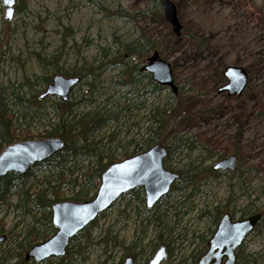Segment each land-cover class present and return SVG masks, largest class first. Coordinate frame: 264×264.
<instances>
[{
	"label": "rangeland",
	"instance_id": "374dc122",
	"mask_svg": "<svg viewBox=\"0 0 264 264\" xmlns=\"http://www.w3.org/2000/svg\"><path fill=\"white\" fill-rule=\"evenodd\" d=\"M171 1L178 8L183 27L179 37L166 22L162 8L163 19L159 16L131 18L132 14L151 9V0H17L11 22L5 20L0 1V87L33 82L44 73L41 66L45 62L58 61L60 68L71 71L91 63L98 65L102 60L101 47L117 49L120 43L141 37L169 40L162 58L172 65L178 88L207 94L188 106L185 137L202 152L205 166L214 165L219 161L218 156L235 153L243 164V189L237 186L239 176L234 172L224 173L218 180L202 183L196 192L185 195L175 192L167 205L150 213L145 212V206L136 197L126 195L95 222L90 236L81 242L79 254L69 255L63 262L52 259L42 264H120L127 252L135 254L143 248L137 260L142 263L152 259L163 241L170 243L169 258L164 264H189L190 255L201 247L200 237L213 228L205 209L222 203L232 187L233 198L239 199L232 206L237 218L247 206L261 207L264 201L261 190L264 189V68L249 75L242 97L218 95V89L227 83L223 75H218V70L224 73L227 67L247 69L255 65L264 55V31L248 21L237 0ZM249 3L264 21V0H249ZM186 29L205 38L208 48L196 52L185 35ZM119 71L108 69L98 78L100 99L125 95L126 89L116 85ZM36 89L41 95L46 88ZM171 92L166 88L159 95L147 92L140 97L134 121H122L115 126L117 136L121 134L117 143L125 145L127 137L140 133L147 111L164 103ZM57 100L51 99L46 107ZM47 126V119L40 120L30 132L38 136ZM113 130L110 127L102 133L108 135ZM187 153L185 150L183 154ZM122 154L121 149L115 153L118 160ZM183 154L174 158V169L179 162L187 163ZM81 163L79 160L75 165ZM41 177L42 173L34 170L29 181L34 183ZM254 200L256 203L252 204ZM17 202L18 197L11 194L0 210L3 225L0 237L6 238L0 249L12 254L21 241V233L25 232L22 223L19 224V213L13 208ZM164 212L166 215L162 216ZM158 218L172 231L171 235L163 233V227L158 226L160 222L151 223ZM240 258L243 264L254 259H263L264 264V226L248 239Z\"/></svg>",
	"mask_w": 264,
	"mask_h": 264
},
{
	"label": "trees",
	"instance_id": "16d2710c",
	"mask_svg": "<svg viewBox=\"0 0 264 264\" xmlns=\"http://www.w3.org/2000/svg\"><path fill=\"white\" fill-rule=\"evenodd\" d=\"M237 1L248 21L253 22L263 32V18L250 6L249 0ZM151 3V9L132 14L131 18L137 20L146 19L149 16H159L160 19H163L158 0H151ZM185 35L191 40L196 52L208 48V41L205 38L192 34L187 29ZM168 41H155L141 37L120 43L117 49L101 47L102 60L98 62V65L91 63L89 66L73 68L71 71H64L63 68H60L58 61L56 63L55 61L45 62L44 64L43 59L39 57V60L44 64L41 66L44 73L37 76L33 82L27 81L18 87L14 85L0 87V153L8 145L37 139H61L65 144L60 153L50 160L32 167L26 175L10 174L0 181V210L8 202L10 195L15 194L18 197V202L13 205V208L19 213V224L22 223L25 230L24 233H21V241L16 245L13 254L12 251L0 249V264H33L25 260L26 253L34 245L48 240L56 233L51 217V208L54 204L65 201L84 203L92 200L100 186L102 174L110 165L148 151L156 145L166 147L168 156L164 166L170 171L174 169V158L177 155L181 156L185 150L188 151L187 154H183L187 158V163L179 162L178 167L174 169L180 175L179 181L172 187L170 194L156 206L155 210L157 211L163 205H167L168 199L175 192L183 195L189 191L196 192L202 183L210 179L218 180L224 174L214 171L211 164L205 166V159L201 158L202 152L195 143H191L190 139L185 137V112L191 103L197 98L207 95L206 93L185 92L184 88L179 89L177 95L173 92L169 93L164 103L147 111L146 121L140 133L127 137L125 145L120 141L117 143V137L120 138L121 134L118 133L119 136H117L115 126L117 128L122 121H134V113L140 105L136 103L139 98L147 92L159 95L166 91V88L153 83L151 76L142 71V67L154 53L163 57ZM261 68H264V55L255 65L246 70L251 75ZM108 69L120 70L116 85L122 90L126 89L124 96L114 95L106 98L104 96V99L98 97V78ZM56 75L77 77L81 81L68 101L57 100L47 108L46 104L51 99L40 100V93L36 92V88H46ZM218 75L220 77L223 75L220 69ZM45 119L48 120L47 129L40 135L34 136L30 132L32 126ZM110 127H114L110 134L102 133ZM119 149L123 151V154L118 160L115 153ZM193 154L197 155L193 158ZM234 156L238 158V167L234 172L239 176L237 186L241 185L240 189H243V164L238 153H235ZM223 158H225L224 155L218 156L219 160ZM79 160L82 163L76 166L75 163ZM34 170L40 171L42 177L33 183L29 179L33 177ZM232 188L222 203H218L211 209H205L204 213L211 218L214 229L211 228L206 235L200 237L201 247L190 255L189 264H196L199 257L205 252L207 243L221 216L225 213L234 214L232 206H235L239 199L233 198ZM63 190H67V192L63 193ZM261 190L264 198V189ZM128 195L136 197L139 204L142 207L145 206L142 189H137ZM250 196L251 194L248 195L249 200ZM256 200L252 204H255ZM145 212L150 213L146 208ZM241 214V218L254 214H262L264 217V201L261 207L247 206L241 211ZM161 215H166V213ZM158 222L161 223L158 226L163 227L164 234H172L170 229H166L168 226L161 219L151 221L153 224H158ZM94 225L95 223L91 224L71 240L66 256L61 259V262L66 260L69 255L80 253L81 242L90 236ZM2 226L0 221V234L3 230ZM259 226V229L264 226V218ZM162 243L167 247L170 245L169 241ZM1 247H3V243H0ZM143 252L142 248L140 252L133 255L138 257ZM128 253L131 252L126 254ZM262 262L263 259L260 261L254 259L248 261V264H262ZM147 263L148 260L145 264ZM238 264H243V261L239 260Z\"/></svg>",
	"mask_w": 264,
	"mask_h": 264
},
{
	"label": "water",
	"instance_id": "95a60500",
	"mask_svg": "<svg viewBox=\"0 0 264 264\" xmlns=\"http://www.w3.org/2000/svg\"><path fill=\"white\" fill-rule=\"evenodd\" d=\"M1 2L5 10V20L13 21L17 0ZM158 2L166 22L179 37L183 27L178 18L176 5L171 0ZM142 71L148 73L153 83L159 87L168 88L175 95L178 94L179 88L175 82L172 65L157 53L146 60ZM223 76L227 83L218 89V95L242 97L249 83L247 70L231 66L225 69ZM80 81L81 79L77 77L56 75L40 99L56 98L66 102ZM64 147L61 139H37L8 145L0 153V181L10 174L26 175L32 167L50 160ZM167 156V149L163 145H156L148 151L110 165L102 174L99 189L92 200L84 203L65 201L54 204L51 208V217L56 233L47 241L34 245L27 252L25 260L40 264L51 259L63 258L72 239L112 208L122 196L137 189L144 191L146 209L153 210L169 195L180 177L178 173L164 167ZM237 165L238 158L232 155L218 161L213 168L215 171L234 172ZM261 219L262 215H256L234 222L230 215H224L208 243V251L200 258L198 264H237V250ZM5 240V237L0 238L1 243ZM167 259L166 248L161 247L150 264H162ZM123 264H134V260L127 257Z\"/></svg>",
	"mask_w": 264,
	"mask_h": 264
},
{
	"label": "flooded vegetation",
	"instance_id": "af4514ba",
	"mask_svg": "<svg viewBox=\"0 0 264 264\" xmlns=\"http://www.w3.org/2000/svg\"><path fill=\"white\" fill-rule=\"evenodd\" d=\"M15 9H16V7H15ZM220 161V160H219ZM218 162V161H217ZM216 162V163H217ZM215 163V164H216ZM214 164V165H215ZM214 165H213V167H214ZM237 167H238V165H237ZM237 169V168H236ZM213 170H214V168H213ZM170 171V170H169ZM172 171H174V170H172ZM215 171V170H214ZM174 172H176V173H178L177 171H174ZM218 172H221V171H218ZM235 172V171H234ZM222 173H228V172H222ZM230 173H232V172H230ZM179 174V173H178ZM180 176V175H179ZM179 181V180H178ZM177 181V182H178ZM176 182V183H177ZM175 183V184H176ZM174 184V185H175ZM173 185V186H174ZM172 190V189H171ZM142 191H143V189H142ZM133 192V191H132ZM131 193V192H130ZM143 193H144V191H143ZM170 194V193H169ZM128 195V194H127ZM126 196V195H125ZM124 197V196H123ZM166 198V197H165ZM164 199V198H163ZM162 199V200H163ZM144 200H145V195H144ZM161 200V201H162ZM160 201V202H161ZM159 202V203H160ZM158 203V204H159ZM157 204V205H158ZM156 205V206H157ZM145 208H146V205H145ZM156 208V207H155ZM155 208L153 209V210H151V211H154L155 210ZM147 210V209H146ZM147 211H149V210H147ZM150 211V212H151ZM226 214H228V215H230L231 216V218H232V220L235 222V221H238V220H245V219H248V218H251V217H253V216H256V215H262V214H254V215H250V216H247V217H245V218H241V215H240V217L239 218H237L234 214H232V213H225L224 215H226ZM224 215H222L221 216V218H220V220H219V222H218V224L220 223V221H221V219H222V217L224 216ZM263 215H262V219L259 221V223L257 224V226L254 228V230H253V232L250 234V235H248V237L245 239V241H244V243L242 244V246L237 250V252H236V255H237V264H238V262H239V260L241 261V258H240V255H241V250L242 249H245L246 248V245H247V241H248V239L259 229V224L261 223V221L263 220ZM217 227H218V225H217ZM217 227H216V229H217ZM216 229H215V231H216ZM215 231H214V233H215ZM214 233H213V235H214ZM213 235H212V237H213ZM211 237V238H212ZM210 238V239H211ZM210 239H209V241H210ZM209 241H208V243H209ZM70 243H71V241H70ZM208 243H207V246H206V250H205V252L199 257V259H198V261H197V263L196 264H198V262H199V260H200V258L208 251ZM161 247H165L166 248V253H167V256H168V258H169V247H167V246H165V245H163V246H161ZM69 248V247H68ZM157 253V251L155 252V254ZM155 254H154V256H155ZM153 256V257H154ZM65 257V256H64ZM127 257H132L133 258V260H134V264H142V263H144L145 264V262L148 260V263L147 264H150V262L152 261V259H153V257H152V259L151 260H149V259H147L145 262H142V263H139L137 260H138V257H135L133 254H131V253H128V254H126L125 256H124V258H123V260H122V262H120V264H123V261H124V259L125 258H127ZM62 258H60V259H58V260H61ZM52 260V259H51ZM168 260V259H167ZM49 261V260H48ZM226 261V259H224L223 260V262H225ZM27 262H31V263H33V264H38V263H35L34 261H31V260H29V261H27ZM47 262V261H46ZM43 263H45V262H43ZM165 263V262H164ZM164 263H162V264H164ZM40 264H42V263H40Z\"/></svg>",
	"mask_w": 264,
	"mask_h": 264
}]
</instances>
